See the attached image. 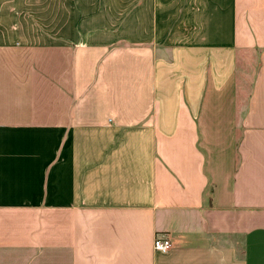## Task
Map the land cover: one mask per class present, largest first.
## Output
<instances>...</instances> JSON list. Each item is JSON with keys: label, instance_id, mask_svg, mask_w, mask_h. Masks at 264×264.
<instances>
[{"label": "crops", "instance_id": "crops-1", "mask_svg": "<svg viewBox=\"0 0 264 264\" xmlns=\"http://www.w3.org/2000/svg\"><path fill=\"white\" fill-rule=\"evenodd\" d=\"M82 1L0 0V264H264V0Z\"/></svg>", "mask_w": 264, "mask_h": 264}, {"label": "rangeland", "instance_id": "rangeland-1", "mask_svg": "<svg viewBox=\"0 0 264 264\" xmlns=\"http://www.w3.org/2000/svg\"><path fill=\"white\" fill-rule=\"evenodd\" d=\"M84 1H82V12L80 13L82 41L85 39L90 41L88 33H91V31L105 34L103 31L111 26L121 31L123 21L129 19L133 21L129 30L137 32L145 17L141 15L143 11H140L138 8V5H140L139 0H89L91 1L89 4H85ZM147 17L150 20L151 16ZM96 40L106 41L103 37L99 36L96 37ZM124 43L127 42L124 41Z\"/></svg>", "mask_w": 264, "mask_h": 264}, {"label": "built area", "instance_id": "built-area-1", "mask_svg": "<svg viewBox=\"0 0 264 264\" xmlns=\"http://www.w3.org/2000/svg\"><path fill=\"white\" fill-rule=\"evenodd\" d=\"M154 249L158 252L168 253L172 249L171 238L164 234H157L154 240Z\"/></svg>", "mask_w": 264, "mask_h": 264}]
</instances>
